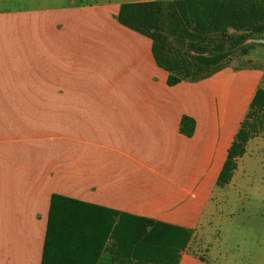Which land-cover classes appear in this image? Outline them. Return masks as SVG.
<instances>
[{
  "label": "crops",
  "instance_id": "obj_1",
  "mask_svg": "<svg viewBox=\"0 0 264 264\" xmlns=\"http://www.w3.org/2000/svg\"><path fill=\"white\" fill-rule=\"evenodd\" d=\"M119 4L0 20V264H40L54 193L187 228L177 264H241L215 226L257 136L231 180L216 179L264 71L168 85L150 38L114 18ZM110 249L105 264H133Z\"/></svg>",
  "mask_w": 264,
  "mask_h": 264
},
{
  "label": "trees",
  "instance_id": "obj_2",
  "mask_svg": "<svg viewBox=\"0 0 264 264\" xmlns=\"http://www.w3.org/2000/svg\"><path fill=\"white\" fill-rule=\"evenodd\" d=\"M114 18L147 36L166 83L196 81L220 68L229 54L264 36V0H138L121 2ZM179 131L191 136L192 117ZM264 132V88L257 87L227 148L216 184H227L248 140ZM190 239L187 228L82 200L52 194L40 264H96L110 241L111 253L133 264H177Z\"/></svg>",
  "mask_w": 264,
  "mask_h": 264
},
{
  "label": "rangeland",
  "instance_id": "obj_3",
  "mask_svg": "<svg viewBox=\"0 0 264 264\" xmlns=\"http://www.w3.org/2000/svg\"><path fill=\"white\" fill-rule=\"evenodd\" d=\"M126 1L138 0H0V20L13 14L58 7L93 11L95 7H112ZM248 43L247 39L244 44ZM222 66L264 71V46L256 44L245 54L235 49ZM256 136L260 142L250 144L249 153L240 159L231 185L223 189V199L219 201L221 216L215 226L221 231L226 247L240 257L241 264H264V132ZM105 262L106 255L102 254L98 264Z\"/></svg>",
  "mask_w": 264,
  "mask_h": 264
},
{
  "label": "water",
  "instance_id": "obj_4",
  "mask_svg": "<svg viewBox=\"0 0 264 264\" xmlns=\"http://www.w3.org/2000/svg\"><path fill=\"white\" fill-rule=\"evenodd\" d=\"M248 42L264 46V36L251 37Z\"/></svg>",
  "mask_w": 264,
  "mask_h": 264
}]
</instances>
